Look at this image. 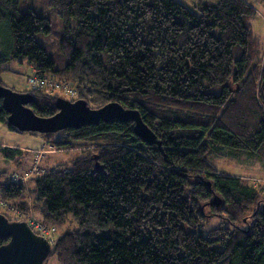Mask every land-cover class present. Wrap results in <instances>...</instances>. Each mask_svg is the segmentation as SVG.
<instances>
[{
  "label": "trees",
  "instance_id": "1",
  "mask_svg": "<svg viewBox=\"0 0 264 264\" xmlns=\"http://www.w3.org/2000/svg\"><path fill=\"white\" fill-rule=\"evenodd\" d=\"M20 1L0 0V24L7 27L0 74L7 63L30 64L39 77L71 82L70 100L136 110L156 140L147 144L132 121L117 119L58 131L54 147L94 150L31 178L41 223L58 228L69 217L75 223L54 239L48 258L264 264L261 194L205 158L226 149L264 159V59L251 30L255 9L244 0H198L192 8L176 0H50L64 21L54 61L35 40L51 32L49 19L21 13ZM0 86L7 87L1 79ZM29 93L36 115L57 112L59 94ZM7 117L0 99V123L19 132ZM0 153L8 160L22 155L2 147ZM26 190L0 175V202L18 201L27 211ZM213 217L218 225L205 230ZM7 241L0 237V245Z\"/></svg>",
  "mask_w": 264,
  "mask_h": 264
},
{
  "label": "rangeland",
  "instance_id": "2",
  "mask_svg": "<svg viewBox=\"0 0 264 264\" xmlns=\"http://www.w3.org/2000/svg\"><path fill=\"white\" fill-rule=\"evenodd\" d=\"M49 1L50 0H21L19 2L18 9L21 13L33 10L37 15L49 19L51 32L46 35L38 34L36 35L35 40L46 51L48 56L56 61L57 54L59 53V39L64 34V21L58 17L56 9L50 5ZM176 1L182 3L188 8H192L194 3L198 0ZM244 1L249 3L256 11L255 16L251 19V30L260 41L261 59H264V0ZM68 26L71 30L70 33L72 34L76 29V21L71 19ZM6 31V25L0 24V47L7 41ZM5 66L16 68L19 65L16 63H7ZM24 66L25 68H28L26 64H24ZM27 70H29V68ZM64 83H67L66 85H69L70 88H74L71 82L65 81ZM42 90L51 95H54L56 92L61 97L68 99L62 92L55 91L53 86ZM89 107L98 108V105L90 104ZM59 133L60 132L39 134L12 131L10 133V137L5 138L0 136V140L3 142L35 146L34 150H25L24 153H22L23 155L17 156V158L12 160L5 159L0 153V175H5L10 181H21L26 185V194L22 200H25L28 204V210L22 211L18 209V201L10 203L1 201L0 213L5 215V217L9 220L26 221L32 230L38 235L45 232L52 240L50 247L56 237L62 235L64 231L72 229L75 223L72 217H69L63 223L62 227L58 228L50 227L41 223V215L34 204L35 195L31 191V188H33L31 178L59 164L68 168L74 161L82 157L84 154L94 150L90 144H88L89 148H84V145L82 144L79 146L80 148L73 147L70 149H58L57 147H54L52 143L59 140L62 136L61 134L58 135ZM205 158L217 172H225L236 175L245 183L254 187L261 194L263 199L262 205L264 206V159L226 149L220 150L219 152H217V150H215V152H210ZM219 221V217L211 218L207 223L205 230L217 226ZM45 264L60 263L57 261L56 256L52 255L46 260Z\"/></svg>",
  "mask_w": 264,
  "mask_h": 264
},
{
  "label": "water",
  "instance_id": "3",
  "mask_svg": "<svg viewBox=\"0 0 264 264\" xmlns=\"http://www.w3.org/2000/svg\"><path fill=\"white\" fill-rule=\"evenodd\" d=\"M2 106L8 113L7 123L19 132L56 133L69 128L97 124L100 120L132 121L133 131L147 144L156 143L155 135L142 121L136 110L125 109L117 102L91 108L85 100L55 99L57 112L50 117L36 115L28 104L33 100L29 92H17L0 86ZM213 203L220 200L214 197ZM0 237L8 241L0 245V264H43L50 252V243L36 234L23 220H9L0 213Z\"/></svg>",
  "mask_w": 264,
  "mask_h": 264
},
{
  "label": "crops",
  "instance_id": "4",
  "mask_svg": "<svg viewBox=\"0 0 264 264\" xmlns=\"http://www.w3.org/2000/svg\"><path fill=\"white\" fill-rule=\"evenodd\" d=\"M24 64L28 66L29 70H27L28 68H25ZM18 65L19 66H17L16 68H13L11 66H5L4 68L6 69L0 74V79L4 85L17 92H28L30 90L26 82V77L34 74V68L30 64H27L25 62ZM11 132L12 131L8 129L6 124L0 123V136H3L5 138L10 137ZM0 147L20 150L22 153H24L25 150L29 151L35 149V146L32 145H20L16 143L3 142L1 140Z\"/></svg>",
  "mask_w": 264,
  "mask_h": 264
},
{
  "label": "built area",
  "instance_id": "5",
  "mask_svg": "<svg viewBox=\"0 0 264 264\" xmlns=\"http://www.w3.org/2000/svg\"><path fill=\"white\" fill-rule=\"evenodd\" d=\"M26 82L29 90L45 89L53 86L55 91L62 92L68 99L76 96V90L74 88H70L69 85H66L67 83H64L65 81L56 79L52 76L39 77L35 74H32L31 76L26 77ZM41 235L51 244L52 240L49 235H47L45 232H42Z\"/></svg>",
  "mask_w": 264,
  "mask_h": 264
}]
</instances>
